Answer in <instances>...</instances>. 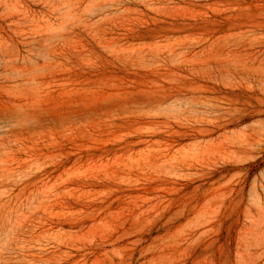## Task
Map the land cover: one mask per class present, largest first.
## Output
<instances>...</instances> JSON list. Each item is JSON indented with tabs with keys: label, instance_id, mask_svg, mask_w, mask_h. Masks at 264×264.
Here are the masks:
<instances>
[{
	"label": "rangeland",
	"instance_id": "obj_1",
	"mask_svg": "<svg viewBox=\"0 0 264 264\" xmlns=\"http://www.w3.org/2000/svg\"><path fill=\"white\" fill-rule=\"evenodd\" d=\"M0 264H264V0H0Z\"/></svg>",
	"mask_w": 264,
	"mask_h": 264
}]
</instances>
